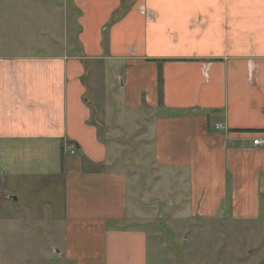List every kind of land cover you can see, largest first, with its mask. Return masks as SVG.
I'll return each mask as SVG.
<instances>
[{
	"label": "crops",
	"instance_id": "obj_1",
	"mask_svg": "<svg viewBox=\"0 0 264 264\" xmlns=\"http://www.w3.org/2000/svg\"><path fill=\"white\" fill-rule=\"evenodd\" d=\"M72 7L50 37L0 43V174L32 179L4 198L47 212L72 264H183L174 220L221 244L215 264L239 243L264 264V0Z\"/></svg>",
	"mask_w": 264,
	"mask_h": 264
},
{
	"label": "rangeland",
	"instance_id": "obj_2",
	"mask_svg": "<svg viewBox=\"0 0 264 264\" xmlns=\"http://www.w3.org/2000/svg\"><path fill=\"white\" fill-rule=\"evenodd\" d=\"M69 5L70 0H0V43L4 45V48L11 46L15 42L12 37L19 35V40L22 41L21 35L25 33L28 34L26 36L37 38L52 35L51 30H55L65 13L68 18H75L77 12L74 7L69 9ZM73 30H75V24ZM2 37H5V40L1 39ZM27 39L25 38L23 42L30 43L26 41ZM101 111L104 112L101 107L94 108L92 118L97 122L102 136H106L108 135L106 129L112 126V121L104 122L99 114ZM133 128L132 132L136 130L135 127ZM138 133L139 131L135 136ZM130 141L133 142L135 139ZM124 159L133 160L134 157L127 153ZM17 167H19L18 163H15L14 172ZM128 172L132 173L131 169H128ZM29 180L32 179H26L21 172H16L10 175L7 185V180H4L0 174V264H72L64 259L60 251H54L55 247H60V242L55 243L51 240L55 228L50 226L47 212L39 210L34 202L28 203L27 199H24L26 202H18L11 198H4L6 192L7 195L16 194L14 193L16 189L11 186L21 189ZM49 193L52 195L54 188L50 187ZM192 226V221L174 220L172 227L162 231L166 238H170L169 252H175L178 256L173 257L177 261L181 259L183 264H215L219 256L216 251L221 244H217L215 249V245L210 243L211 239H207L203 244L191 243L194 231ZM156 229L161 230L162 227L155 221L152 230ZM183 235L186 236V240L181 238ZM209 243L212 246L211 256ZM230 248L232 256L230 254L227 256V262L238 264L244 252L242 244H234ZM252 261L248 264H252ZM247 262L244 263L247 264Z\"/></svg>",
	"mask_w": 264,
	"mask_h": 264
},
{
	"label": "built area",
	"instance_id": "obj_3",
	"mask_svg": "<svg viewBox=\"0 0 264 264\" xmlns=\"http://www.w3.org/2000/svg\"><path fill=\"white\" fill-rule=\"evenodd\" d=\"M215 126H216V128L220 127L219 124H216ZM252 143L255 145H263L264 144V137L261 136L260 134H256L252 140ZM69 148H70V152H74V149L72 146H69Z\"/></svg>",
	"mask_w": 264,
	"mask_h": 264
},
{
	"label": "trees",
	"instance_id": "obj_4",
	"mask_svg": "<svg viewBox=\"0 0 264 264\" xmlns=\"http://www.w3.org/2000/svg\"><path fill=\"white\" fill-rule=\"evenodd\" d=\"M158 83H159V100H161L162 97V90H161V85H162V76H161V71H158Z\"/></svg>",
	"mask_w": 264,
	"mask_h": 264
},
{
	"label": "water",
	"instance_id": "obj_5",
	"mask_svg": "<svg viewBox=\"0 0 264 264\" xmlns=\"http://www.w3.org/2000/svg\"><path fill=\"white\" fill-rule=\"evenodd\" d=\"M10 197H12L13 199H16L17 198L15 195H10Z\"/></svg>",
	"mask_w": 264,
	"mask_h": 264
}]
</instances>
